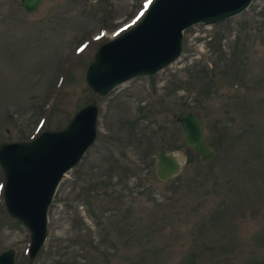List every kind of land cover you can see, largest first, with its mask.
Listing matches in <instances>:
<instances>
[{"label":"rangeland","instance_id":"1","mask_svg":"<svg viewBox=\"0 0 264 264\" xmlns=\"http://www.w3.org/2000/svg\"><path fill=\"white\" fill-rule=\"evenodd\" d=\"M0 0V145L65 128L92 102L98 49L151 0ZM138 12V13H137ZM98 136L62 181L33 264H264V0L183 34L180 58L97 97ZM192 112L216 158L185 148ZM161 150L187 161L159 181ZM0 166V255L29 264L28 229L7 212Z\"/></svg>","mask_w":264,"mask_h":264},{"label":"water","instance_id":"2","mask_svg":"<svg viewBox=\"0 0 264 264\" xmlns=\"http://www.w3.org/2000/svg\"><path fill=\"white\" fill-rule=\"evenodd\" d=\"M44 0H22L26 13L36 12ZM253 0H154L132 28L101 46L88 67L86 81L92 103L81 109L67 127L46 131L28 142L0 145L5 174L4 200L8 213L31 233L29 264H33L48 236V213L65 175L75 168L97 139V96H108L119 85L153 76L182 54L183 32L197 24H218L238 17ZM186 149L204 163L213 161L203 121L188 112L177 119ZM187 161L183 152L161 150L156 175L161 182L177 177ZM13 250L0 255V264H15Z\"/></svg>","mask_w":264,"mask_h":264}]
</instances>
